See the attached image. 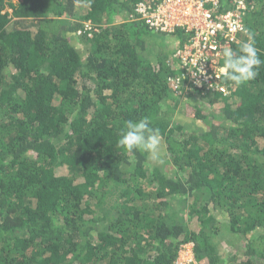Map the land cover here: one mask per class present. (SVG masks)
Wrapping results in <instances>:
<instances>
[{"label":"trees","instance_id":"trees-1","mask_svg":"<svg viewBox=\"0 0 264 264\" xmlns=\"http://www.w3.org/2000/svg\"><path fill=\"white\" fill-rule=\"evenodd\" d=\"M147 2L0 0V264H177L190 243L199 264H264V65L194 86L175 57L191 32L153 27ZM243 19L264 59V0ZM141 118L155 159L118 144Z\"/></svg>","mask_w":264,"mask_h":264},{"label":"built area","instance_id":"built-area-1","mask_svg":"<svg viewBox=\"0 0 264 264\" xmlns=\"http://www.w3.org/2000/svg\"><path fill=\"white\" fill-rule=\"evenodd\" d=\"M138 11L153 27L165 32L182 28L191 38L175 57L187 67L194 86L226 91L220 84L219 59L223 49L230 47L245 34L243 12L247 0H233L234 7L223 10V0H147ZM232 3V1H231ZM91 30L90 25H86ZM177 264H199L195 260L193 244L184 246Z\"/></svg>","mask_w":264,"mask_h":264},{"label":"clouds","instance_id":"clouds-1","mask_svg":"<svg viewBox=\"0 0 264 264\" xmlns=\"http://www.w3.org/2000/svg\"><path fill=\"white\" fill-rule=\"evenodd\" d=\"M245 35L247 40L239 42L236 50L228 47L221 52L224 63L219 72L235 87L256 79L261 66L264 65V59H261L253 35L247 30ZM160 139L159 129L152 127L146 118L138 121L129 119L124 121L120 129L118 144L133 156L136 152L143 151L155 159Z\"/></svg>","mask_w":264,"mask_h":264},{"label":"rangeland","instance_id":"rangeland-1","mask_svg":"<svg viewBox=\"0 0 264 264\" xmlns=\"http://www.w3.org/2000/svg\"><path fill=\"white\" fill-rule=\"evenodd\" d=\"M128 19V17H126L125 15H122L121 17H116V22H115V24L116 25H119L120 23H121V21H125V20H127ZM87 25H89V24H87ZM160 42H165V36L164 35H162V34H156V36H155ZM80 48V51L81 52H83L84 53V57L86 56V50L88 49L85 45H82V46H80L79 47ZM219 61H220V59H219ZM195 99H197V98H195ZM198 101V100H197ZM193 102V103H192ZM195 102L196 101H190L189 99H187V98H180V103H179V110H178V115H177V121H180V120H186V119H189V117L191 116H195V113H196V110H195ZM205 107L206 106H204V105H201V109H205ZM180 117H181V119H180ZM213 120H215V119H213ZM219 120V119H218ZM211 121V120H210ZM220 121V120H219ZM196 123V122H195ZM207 123H208V121L207 122H204L203 123V125L204 126H206L207 125ZM159 150H161V149H159ZM215 215H216V217L218 216V225L220 224V226L222 225V222H223V217L222 216H220L219 215V213H216L215 212ZM227 238V237H226ZM226 238H224V240H225V242H222L221 244V250H223L224 251V253H226L227 254V257L229 256V255H231L232 253H234V250H237V249H234V245H235V242H233V241H229V239L230 238H228V239H226ZM242 242V241H241ZM188 245V244H187ZM227 245V246H226ZM185 251H187L186 249H184V250H182L181 251V255L182 254H184L183 252H185ZM186 253V252H185Z\"/></svg>","mask_w":264,"mask_h":264},{"label":"bare ground","instance_id":"bare-ground-1","mask_svg":"<svg viewBox=\"0 0 264 264\" xmlns=\"http://www.w3.org/2000/svg\"><path fill=\"white\" fill-rule=\"evenodd\" d=\"M223 78V77H222Z\"/></svg>","mask_w":264,"mask_h":264}]
</instances>
